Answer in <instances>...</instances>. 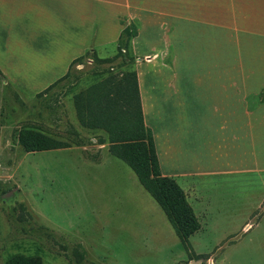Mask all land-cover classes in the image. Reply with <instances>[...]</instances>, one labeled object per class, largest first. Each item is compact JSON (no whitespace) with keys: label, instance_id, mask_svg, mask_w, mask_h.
<instances>
[{"label":"rangeland","instance_id":"rangeland-1","mask_svg":"<svg viewBox=\"0 0 264 264\" xmlns=\"http://www.w3.org/2000/svg\"><path fill=\"white\" fill-rule=\"evenodd\" d=\"M184 9L205 17L195 25L207 41L215 36L217 42L219 31L226 69L240 56L245 74L253 59L264 65L260 46L253 59L244 58L251 55L244 23L240 36L227 22L223 31L219 8L209 17L205 7ZM131 23L138 33L139 22ZM258 40L264 48L260 33ZM236 44L238 57L227 54ZM97 53L113 61L85 56L38 97L21 94L0 74V264H264V187L249 175L205 183L204 212L191 208L199 229L185 242L177 236L122 157L151 153L137 112L132 40H124L122 50L117 44ZM250 98L249 109L264 108V87ZM29 135L67 147L27 152ZM161 185L156 190H166ZM180 213L173 219L188 228Z\"/></svg>","mask_w":264,"mask_h":264},{"label":"crops","instance_id":"crops-1","mask_svg":"<svg viewBox=\"0 0 264 264\" xmlns=\"http://www.w3.org/2000/svg\"><path fill=\"white\" fill-rule=\"evenodd\" d=\"M203 7L208 17L219 8L223 31L227 22L241 36L245 24L251 55L244 58L253 59L258 46L264 53L258 40L259 33L264 36V0H0V74L33 97L77 58L87 52L98 57L115 46L123 28L137 20L132 45L143 123L152 133L161 175L183 190L195 215L203 213L207 182L249 175L264 187V108L249 109L245 101L264 87V65L253 59L245 74L240 56L226 69L219 31L217 42L215 36L207 41L195 25L205 17L184 9ZM236 45L227 54L242 51ZM200 223L198 241L205 231Z\"/></svg>","mask_w":264,"mask_h":264},{"label":"trees","instance_id":"trees-1","mask_svg":"<svg viewBox=\"0 0 264 264\" xmlns=\"http://www.w3.org/2000/svg\"><path fill=\"white\" fill-rule=\"evenodd\" d=\"M136 35H137L136 27L133 26L132 23L124 27L120 33L118 41H116L118 44V48L122 50L123 41L125 40V42H130L134 37H136ZM85 56H90L93 62L106 63L113 61V59L110 58L101 59L97 57L95 52L92 53L87 52L84 56L77 58L71 63L68 72L62 78H60L54 84L46 88L43 92L36 94L35 97L43 95L45 91H47L48 89L53 87L57 82L65 78L68 75V73H70V69L73 66V64L79 63L80 61L83 60ZM118 56H121L120 52ZM135 81H136V101L138 104L137 112L139 116L140 126H142L144 132H146L148 135V146L152 154L150 153V157H148L145 154H140L137 156L135 155L134 158L131 159H128L127 157L124 156L122 157L125 160L126 164L134 172L135 176L137 177V180L140 182V185L152 195L155 201L162 208L170 224L175 228L177 236L181 239V241L185 242L187 237H189L199 229V226L196 220L193 218L191 207L185 200L184 192L180 189L177 183L173 181V179L163 177L161 175L156 152H155V147L153 146L154 142H153L152 133L147 127H145L143 123L142 113L140 112L141 106H140L137 80ZM64 147L67 146L65 144H60V143L57 144L56 142L51 143L49 140H45L39 135H29L28 144H26L25 150L27 152H33V151H42L49 149H58ZM163 183L167 184V186H164L166 190L163 191L160 189L156 190L158 185L162 187L161 184ZM165 194L167 195V198L163 196ZM171 196H173L175 199L174 200L171 199ZM173 209H175V212H173ZM179 212H181L180 213L181 215L187 216V219L185 218V221L188 223V228L186 227L180 228L176 223L177 221L173 219L172 214ZM11 264H24V263L13 261Z\"/></svg>","mask_w":264,"mask_h":264}]
</instances>
